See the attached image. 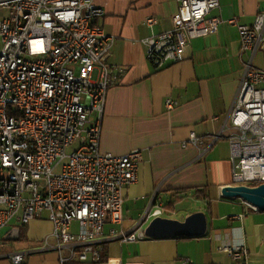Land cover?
Listing matches in <instances>:
<instances>
[{
    "label": "built area",
    "instance_id": "2783aa9c",
    "mask_svg": "<svg viewBox=\"0 0 264 264\" xmlns=\"http://www.w3.org/2000/svg\"><path fill=\"white\" fill-rule=\"evenodd\" d=\"M176 1L172 29L142 41L155 69L183 60L189 41L221 22L209 16L220 0ZM104 14L96 0H0V244L19 237L16 228L1 239L12 220L25 225L46 213L52 231L40 247L57 249L61 264H122L117 257L101 260L93 243L108 223L122 222L124 189L137 182L142 160L139 149L119 155L99 149L106 94L124 71L108 65L114 38L98 24ZM237 28L242 51H264V11ZM164 104L173 109L178 102L168 97ZM222 123L208 143L193 131L182 146L190 143L202 156L228 130L232 184H263L264 70L251 61ZM162 211L153 208L144 219ZM111 233L123 241L146 238L140 228ZM222 250L232 264H248L243 241ZM26 254L2 255L21 264Z\"/></svg>",
    "mask_w": 264,
    "mask_h": 264
},
{
    "label": "crops",
    "instance_id": "0c3cea01",
    "mask_svg": "<svg viewBox=\"0 0 264 264\" xmlns=\"http://www.w3.org/2000/svg\"><path fill=\"white\" fill-rule=\"evenodd\" d=\"M96 3L105 11L98 24L114 38L108 65L112 71L124 69L106 94L99 149L117 155L139 149L142 160L137 182L124 189L122 222L108 223L94 247H100L107 257L119 258L122 264H232L222 248L243 241L247 263L264 264V212L253 210L239 198L221 194L224 186L232 185L225 132L202 156L196 146H182L190 132L203 137L205 144L208 136L220 133L246 63L251 61L253 67L264 70V51H242L237 28L253 23L255 16L264 11V0H220L219 7L209 14L221 19L217 30L190 40L185 58L163 69H155L146 60L142 41L172 29L176 0ZM149 16L157 19L155 25L144 24ZM232 19L235 23L230 22ZM168 97L178 102L173 109L165 107ZM181 188L190 190L169 208L178 196L174 190ZM186 199L197 207L176 212V206ZM229 205L237 209L228 211ZM156 207H167L161 216L178 220L203 211L207 231L199 238L133 241L112 235V229L116 236L134 228L143 229L150 220L144 219L146 212ZM10 224L2 229L1 239L16 228L19 237L5 238L0 244V264H12L2 255L12 251L27 253L21 264H61L57 249L40 247L52 231L46 213L25 225H19L16 219Z\"/></svg>",
    "mask_w": 264,
    "mask_h": 264
},
{
    "label": "water",
    "instance_id": "95a60500",
    "mask_svg": "<svg viewBox=\"0 0 264 264\" xmlns=\"http://www.w3.org/2000/svg\"><path fill=\"white\" fill-rule=\"evenodd\" d=\"M227 198H239L248 205L264 212V183L257 186L243 184L227 185L221 189ZM208 227L207 216L203 211H195L183 220L163 216L153 217L142 229L146 238H199Z\"/></svg>",
    "mask_w": 264,
    "mask_h": 264
},
{
    "label": "rangeland",
    "instance_id": "374dc122",
    "mask_svg": "<svg viewBox=\"0 0 264 264\" xmlns=\"http://www.w3.org/2000/svg\"><path fill=\"white\" fill-rule=\"evenodd\" d=\"M229 133H230V131L225 130L224 135L227 136ZM186 200H188V199H186ZM186 200L182 201L180 204H178L176 206V212H179L181 209H187V208L188 209H195L197 207V205L193 201H190V200L186 201ZM233 207H234V205H229L228 211H231ZM234 208H236V207H234ZM167 209H168L167 207H164V209H163L164 211H162V212H164V215L166 214ZM11 224H9V226Z\"/></svg>",
    "mask_w": 264,
    "mask_h": 264
},
{
    "label": "trees",
    "instance_id": "16d2710c",
    "mask_svg": "<svg viewBox=\"0 0 264 264\" xmlns=\"http://www.w3.org/2000/svg\"><path fill=\"white\" fill-rule=\"evenodd\" d=\"M252 186H256V183L252 184ZM190 190V188H181V189H177L174 190V194H178V196L174 199V201L172 203H170V207H172L173 203L178 201L179 199L182 198V195H184L186 192H188ZM199 192V190H198ZM197 193V192H196ZM203 199H208V197L206 195H200ZM101 260H105L107 258L105 252H101ZM66 264H81L77 261H71V262H67Z\"/></svg>",
    "mask_w": 264,
    "mask_h": 264
}]
</instances>
